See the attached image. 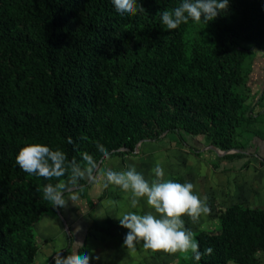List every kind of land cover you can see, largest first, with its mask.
<instances>
[{
    "label": "trees",
    "instance_id": "1",
    "mask_svg": "<svg viewBox=\"0 0 264 264\" xmlns=\"http://www.w3.org/2000/svg\"><path fill=\"white\" fill-rule=\"evenodd\" d=\"M181 2L138 0L145 12L129 16L112 0H0V264L35 262L36 224L58 210L43 188L67 182L82 153L99 163L97 144L123 154L185 132L224 151L240 148L236 131L253 113L242 92L253 49L237 39L264 52V0H229L211 21L167 30L160 14ZM199 24L209 36L190 46L189 29ZM27 143L65 152L66 175L24 172L16 154ZM196 239L213 252L193 264H263L264 208L229 206L219 228Z\"/></svg>",
    "mask_w": 264,
    "mask_h": 264
},
{
    "label": "rangeland",
    "instance_id": "2",
    "mask_svg": "<svg viewBox=\"0 0 264 264\" xmlns=\"http://www.w3.org/2000/svg\"><path fill=\"white\" fill-rule=\"evenodd\" d=\"M208 36L206 28L199 24L189 29L187 40L193 46ZM237 40L242 47L253 49L244 61L247 85L242 92L254 115L248 110L236 131V145L240 148L224 151L210 145L203 134L183 132L166 133L160 140H145L130 153L109 152L108 158L98 163L95 182L83 179L74 187L70 185L65 199L69 196L75 199H68L63 207L58 206L57 212L45 214L36 224L39 250L33 264H55L57 251L62 256L77 251L87 254L91 257L90 264H193L191 253L152 251L145 249L142 241L136 242L134 248L124 245L128 229L120 225L119 217L128 212L159 214L148 206L146 198H141L133 208L130 191L114 184L105 187L104 174L108 169L123 171L134 167L151 182L156 179L154 168L159 164L165 180L193 183L194 192L202 198L207 196L210 207L209 214L195 223L187 215L182 217L195 238L200 232L216 231L220 216L229 206L237 203L264 208V113L254 112L257 106L264 108V52L246 36ZM249 84L259 86L253 92ZM248 151L253 159L258 157L255 171L249 169L250 159L222 158L229 153ZM257 255L264 264V250L258 249Z\"/></svg>",
    "mask_w": 264,
    "mask_h": 264
},
{
    "label": "clouds",
    "instance_id": "3",
    "mask_svg": "<svg viewBox=\"0 0 264 264\" xmlns=\"http://www.w3.org/2000/svg\"><path fill=\"white\" fill-rule=\"evenodd\" d=\"M116 11L120 14L136 15L145 12L138 0H112ZM229 0H182L178 7L164 10L161 14V23L167 30L177 29L189 19L200 22L211 21L217 15L228 8ZM69 143H72L69 138ZM98 150L104 158L109 153L103 145L97 144ZM67 156L62 150H53L41 143H27L16 154L17 165L29 175H37L47 180L60 178L66 175ZM71 173L67 182H59L53 185L47 184L43 188V198L52 202L54 206L63 207L68 199L72 201L74 196L65 199V192L71 191V186H76L78 181L87 179L95 182V173L99 168L97 160L87 152L82 153V162L73 159L70 162ZM156 179L149 182L137 172L134 167L123 171L108 169L104 174L105 184L119 186L125 192L130 191L131 206L136 208L141 198H146L148 206L155 213L139 214L128 212L119 217V223L128 232L124 238V245L134 248L136 242H143L145 249L163 251L168 254L191 253L195 260L199 261L205 255H211L213 249L208 247L204 252L200 251L199 241L195 233L186 228L182 219L187 215L193 223L202 215L210 212L207 196L203 198L194 192V184L191 182L180 183L171 179H164V169L157 164L154 168ZM55 264H90L91 257L80 254L78 251L62 256L57 251Z\"/></svg>",
    "mask_w": 264,
    "mask_h": 264
},
{
    "label": "crops",
    "instance_id": "4",
    "mask_svg": "<svg viewBox=\"0 0 264 264\" xmlns=\"http://www.w3.org/2000/svg\"><path fill=\"white\" fill-rule=\"evenodd\" d=\"M248 86L250 87V89H252L253 92H255L256 91L255 90L256 89L255 87L259 86V84H253V85L252 84H249ZM254 112H255L256 115L259 114V113H264V108L261 107V106H257L256 109L254 110ZM243 153H244V156H242V157L228 158V160H231L232 161L234 159H241L243 161H246L247 159H250L249 169L251 171L252 170L255 171V168L254 167H258V163H259L258 157L256 159L255 158L253 159L252 156L250 155V153H252V152H249V151L248 152H243ZM223 159H225V158H223Z\"/></svg>",
    "mask_w": 264,
    "mask_h": 264
}]
</instances>
